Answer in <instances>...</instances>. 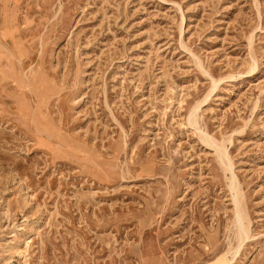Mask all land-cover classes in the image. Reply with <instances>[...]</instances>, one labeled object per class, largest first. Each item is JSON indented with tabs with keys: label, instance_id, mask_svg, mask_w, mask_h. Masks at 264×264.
<instances>
[{
	"label": "rangeland",
	"instance_id": "1",
	"mask_svg": "<svg viewBox=\"0 0 264 264\" xmlns=\"http://www.w3.org/2000/svg\"><path fill=\"white\" fill-rule=\"evenodd\" d=\"M0 264H264V0H0Z\"/></svg>",
	"mask_w": 264,
	"mask_h": 264
},
{
	"label": "bare ground",
	"instance_id": "2",
	"mask_svg": "<svg viewBox=\"0 0 264 264\" xmlns=\"http://www.w3.org/2000/svg\"><path fill=\"white\" fill-rule=\"evenodd\" d=\"M237 208V207H236ZM236 217H237V219L239 220V218H240V213H239V211H237V214H236ZM240 226V225H239ZM243 230V229H242Z\"/></svg>",
	"mask_w": 264,
	"mask_h": 264
}]
</instances>
